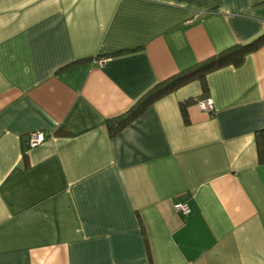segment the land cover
Masks as SVG:
<instances>
[{
    "label": "crops",
    "instance_id": "0c3cea01",
    "mask_svg": "<svg viewBox=\"0 0 264 264\" xmlns=\"http://www.w3.org/2000/svg\"><path fill=\"white\" fill-rule=\"evenodd\" d=\"M262 34L264 0H0V264H264V45L212 113L193 80L109 125Z\"/></svg>",
    "mask_w": 264,
    "mask_h": 264
},
{
    "label": "trees",
    "instance_id": "16d2710c",
    "mask_svg": "<svg viewBox=\"0 0 264 264\" xmlns=\"http://www.w3.org/2000/svg\"><path fill=\"white\" fill-rule=\"evenodd\" d=\"M262 45H264V34L248 44L235 45L219 53L213 58L201 62L195 65L193 68L185 70L178 75L155 85L146 94H144L142 98L138 100L134 107L128 112L116 118L115 121L113 120V123L112 121H109V125L117 130L125 127L140 113H142L149 105L193 80L199 81L203 94V96H201L199 99L204 100L206 98L204 95L207 93V85L205 81V76L207 74L229 65L239 66L247 54L258 50ZM198 101L193 99L187 100L186 102L180 104L181 113L185 121H187L186 107L189 104L194 102L197 103Z\"/></svg>",
    "mask_w": 264,
    "mask_h": 264
},
{
    "label": "built area",
    "instance_id": "2783aa9c",
    "mask_svg": "<svg viewBox=\"0 0 264 264\" xmlns=\"http://www.w3.org/2000/svg\"><path fill=\"white\" fill-rule=\"evenodd\" d=\"M198 109L205 113L213 112V104L209 99L200 100L196 103ZM46 140V136L42 132H33L28 135L26 142L28 149H33L39 146ZM173 211L178 215L186 216L190 213V208L187 204H177L173 207Z\"/></svg>",
    "mask_w": 264,
    "mask_h": 264
}]
</instances>
